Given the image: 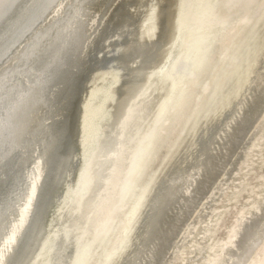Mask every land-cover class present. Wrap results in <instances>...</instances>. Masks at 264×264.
I'll use <instances>...</instances> for the list:
<instances>
[{"label":"bare ground","instance_id":"1","mask_svg":"<svg viewBox=\"0 0 264 264\" xmlns=\"http://www.w3.org/2000/svg\"><path fill=\"white\" fill-rule=\"evenodd\" d=\"M33 4L0 0V264H264V0Z\"/></svg>","mask_w":264,"mask_h":264},{"label":"rangeland","instance_id":"2","mask_svg":"<svg viewBox=\"0 0 264 264\" xmlns=\"http://www.w3.org/2000/svg\"><path fill=\"white\" fill-rule=\"evenodd\" d=\"M263 32H264V24L263 25H261L259 28H258V30H257V32H256V34L255 35H253L252 36V38H251V40L249 41V44H248V47H247V49L245 50V55H244V60L242 61V65L240 66V68L238 69V72L235 74V76H234V78H236V77H241V76H245V74H246V66L247 65H252L251 67H253V66H255L254 64V62H255V60H257V61H259V58L261 57L260 56V54H259V57H258V59H255L256 58V54L253 56V52L254 51H257V49H258V47H259V44H260V41H261V36L263 35ZM259 52V51H258ZM252 56H253V58H252ZM256 61V62H257ZM250 69V68H249ZM251 74H252V72H251ZM250 74V75H251ZM253 76V75H252ZM251 76V77H252ZM250 77V78H251ZM249 78V77H248ZM250 80V79H249ZM243 82H244V80H242ZM232 82V81H231ZM242 82V83H243ZM230 85H231V83H228L225 87H224V89H223V91L221 92V94L219 95V97L216 99V101H215V105L214 106H216L217 107V109L220 107V105H219V103L222 101V100H224V99H222L221 100V97H225V96H227V92H229L230 90H229V87H230ZM228 100V99H227ZM226 108V107H225ZM224 108V109H225ZM220 109V108H219ZM217 110L216 111V109H215V112H213L214 114L207 120V122H209L211 119H213L216 115H218V113H220L219 111H224L222 108L220 109V110ZM210 114H212V113H210ZM208 118V117H207ZM206 119V117L203 119V120H205ZM203 123H205V121L203 122ZM216 123V121H212L211 123H209L208 124V128H207V130H206V132L205 133H202L201 132V128L198 130V134H197V136L199 135V137H198V139H197V136H196V139H197V147L199 146H201V144H202V142L203 141H205L206 140V138L210 135V133H211V130H212V128H213V125ZM196 147V148H197ZM185 148H184V146H182L180 149H179V153H178V156L176 157V159H175V161L176 162H178V159H181L182 157H184V155L186 154V152H185V150H184ZM195 150V149H194ZM193 150V151H194ZM262 153H264V147H262ZM183 155V156H182ZM174 165H175V163H174ZM254 166H256V163H254ZM258 172H264V164H261V166H260V168H259V170H258ZM253 174H251L250 176H252ZM241 180V177L240 176H237L234 180H232V182H231V186H234V185H236L239 181ZM239 202H241V203H243V202H245V200H243V199H239ZM228 203H230V202H228V200H225V201H223L222 202V208L223 207H226V206H228ZM230 206V207H229ZM228 206V210H230V212L228 213V214H226L225 215V217H224V221H223V225H222V227L220 228V229H218V231L216 232V237H223V236H226V230H227V227L232 223V221L234 220V217L238 214V211L236 212V208L234 209V206L232 205H229ZM231 207H233V208H231ZM230 208V209H229ZM213 216H211L210 218L209 217H205V218H203V219H211V220H213ZM207 220V221H208ZM206 221V222H207ZM212 238V237H211ZM210 238V239H211ZM201 241V244H203V249L199 252V253H196L195 254V256L194 257H188L187 258V260L185 261V263L186 264H192V263H196V264H199L200 263V259L202 258V256H206L208 253H211V251L210 250H207V248L205 247L206 245H207V243H204V241L205 240H200ZM212 258V257H211ZM211 258H210V260H211ZM208 262H209V259L208 260H206L204 263H207L208 264ZM212 262V261H211ZM221 262V261H220ZM220 262H216L217 264L218 263H220ZM212 263H214V262H212ZM211 263V264H212ZM174 264H176V262H174ZM215 264V263H214Z\"/></svg>","mask_w":264,"mask_h":264},{"label":"snow or ice","instance_id":"3","mask_svg":"<svg viewBox=\"0 0 264 264\" xmlns=\"http://www.w3.org/2000/svg\"><path fill=\"white\" fill-rule=\"evenodd\" d=\"M43 4H44V0H34V4L32 6L33 7H41V6H43ZM8 75H9L8 73H5L4 77H2V79L6 80Z\"/></svg>","mask_w":264,"mask_h":264},{"label":"water","instance_id":"4","mask_svg":"<svg viewBox=\"0 0 264 264\" xmlns=\"http://www.w3.org/2000/svg\"><path fill=\"white\" fill-rule=\"evenodd\" d=\"M115 55H116V53H115ZM94 56V57H93ZM91 58H90V60L91 61H94V62H96V53H94V55H93ZM107 63H106V58H105V56L102 58V60H101V63L99 64V65H106ZM95 65H96V63H95ZM72 118V117H71ZM74 119V118H73ZM74 123V122H73ZM174 162H175V160H174ZM174 162H173V164H174Z\"/></svg>","mask_w":264,"mask_h":264}]
</instances>
